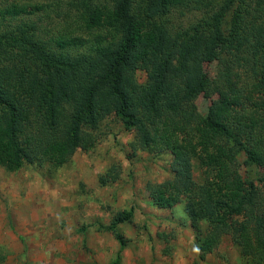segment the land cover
Segmentation results:
<instances>
[{
    "label": "trees",
    "instance_id": "1",
    "mask_svg": "<svg viewBox=\"0 0 264 264\" xmlns=\"http://www.w3.org/2000/svg\"><path fill=\"white\" fill-rule=\"evenodd\" d=\"M4 2L1 16L27 11ZM67 5L74 24L58 38L40 37L35 26L0 28V165L62 166L94 147L100 122L115 116L136 132L134 147L171 155L173 178L150 184L149 195L159 209L184 202L201 259L228 238L248 264H264V178H245L240 163L243 154L264 163V0ZM100 29L121 37L78 57L49 44L84 45L76 34ZM138 71L147 74L143 84ZM200 96L211 101L206 116ZM132 217L119 213L115 225Z\"/></svg>",
    "mask_w": 264,
    "mask_h": 264
},
{
    "label": "rangeland",
    "instance_id": "2",
    "mask_svg": "<svg viewBox=\"0 0 264 264\" xmlns=\"http://www.w3.org/2000/svg\"><path fill=\"white\" fill-rule=\"evenodd\" d=\"M68 1L10 0L27 11L16 17L0 14V28L35 26L40 37L58 38L74 24V18L67 17ZM7 5L0 0V8ZM181 21L175 19L176 24ZM225 29L229 36L228 21ZM76 35L87 43L63 48L55 41L49 44L78 57L121 37L109 29ZM207 70L210 76L216 73L215 65ZM136 79L143 84L147 74L138 71ZM196 104L206 116L211 101L200 96ZM96 133L99 140L94 147L78 150L62 166L24 165L9 171L0 165V264H248L228 238L201 259L184 202L172 209L152 204L149 185L173 178L169 153L134 147L136 132L126 130L115 116L102 120ZM240 163L245 178L255 182L264 178V163L254 164L244 154ZM197 164L194 177L202 182L203 170ZM116 174L117 180L102 185V176ZM122 212H132V220L116 226Z\"/></svg>",
    "mask_w": 264,
    "mask_h": 264
}]
</instances>
